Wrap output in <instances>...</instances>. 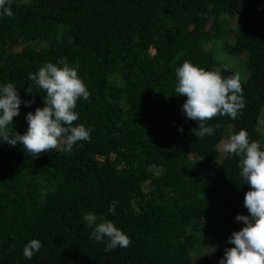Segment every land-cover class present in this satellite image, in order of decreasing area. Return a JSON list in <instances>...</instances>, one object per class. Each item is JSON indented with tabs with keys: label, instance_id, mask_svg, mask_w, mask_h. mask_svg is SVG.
Masks as SVG:
<instances>
[{
	"label": "trees",
	"instance_id": "16d2710c",
	"mask_svg": "<svg viewBox=\"0 0 264 264\" xmlns=\"http://www.w3.org/2000/svg\"><path fill=\"white\" fill-rule=\"evenodd\" d=\"M11 10L0 16V84L14 83L31 105L9 130L23 134L25 114L44 106L29 73L67 58L90 92L73 124L92 131L71 152L61 145L35 159L0 143V264H218L243 226L235 216L248 215L249 186L239 157L215 145L241 129L261 144L264 0H12ZM213 43L245 61L244 107L236 119L206 121L215 131L200 138L181 110L175 69L187 60L235 73L215 59ZM88 212L131 243L105 251L90 239ZM33 238L42 246L28 260L22 250Z\"/></svg>",
	"mask_w": 264,
	"mask_h": 264
},
{
	"label": "clouds",
	"instance_id": "9594fccd",
	"mask_svg": "<svg viewBox=\"0 0 264 264\" xmlns=\"http://www.w3.org/2000/svg\"><path fill=\"white\" fill-rule=\"evenodd\" d=\"M11 5L12 0H0V16L11 17ZM78 67V64L70 65L67 58H61L55 63L46 62L35 73H29L32 86L44 91L46 98L42 108L25 114L27 127L23 134L9 129L14 125L13 118L20 113V106L30 107L31 101L21 99L14 83L0 84V143L22 145L23 151L35 159L61 145L65 152H71L78 142L88 141L92 129L73 124L79 118L75 111L77 101H87L90 97L78 76ZM174 90L177 96L186 98L181 110L187 119L196 122L198 130L194 134L200 138L212 136L215 131L214 127L206 125V121L224 115L236 119L244 107L238 72L225 77L218 68L206 70L186 60L175 69ZM178 131L183 129L178 128ZM215 150L239 157V175L249 186L243 200L248 215L235 216L243 226L228 237L227 243L234 246L224 250L218 264H264V148L260 143L250 141L247 131L241 129L226 141L217 143ZM117 203L110 204V214L116 215ZM82 219L93 228L90 239L103 243L105 251L125 248L131 243L127 234L112 221L93 212L86 213ZM41 246V242L33 238L24 245L22 254L31 260Z\"/></svg>",
	"mask_w": 264,
	"mask_h": 264
},
{
	"label": "rangeland",
	"instance_id": "374dc122",
	"mask_svg": "<svg viewBox=\"0 0 264 264\" xmlns=\"http://www.w3.org/2000/svg\"><path fill=\"white\" fill-rule=\"evenodd\" d=\"M228 24H230V28L232 30L237 29L238 26V20L235 18H230L228 20ZM233 32V31H232ZM229 33V40L232 41L233 40V33ZM209 50L213 53L215 59L222 63L227 65L230 69H232L233 71L238 72L240 74V79H241V83H244L246 81L247 78V72L245 69V61L243 59V57L241 56H229L227 54H225L220 45L217 44H211V46L209 47ZM261 146L262 148H264V130L262 131V139H261ZM216 249V248H214ZM213 248L210 249H205L203 250L204 255L207 256H212L213 252L210 253L211 251L214 250ZM210 253V254H209ZM195 259H198V256H196Z\"/></svg>",
	"mask_w": 264,
	"mask_h": 264
}]
</instances>
